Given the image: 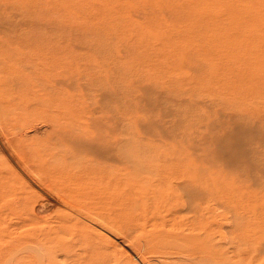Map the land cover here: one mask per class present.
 <instances>
[{
	"label": "rangeland",
	"instance_id": "1",
	"mask_svg": "<svg viewBox=\"0 0 264 264\" xmlns=\"http://www.w3.org/2000/svg\"><path fill=\"white\" fill-rule=\"evenodd\" d=\"M0 264H264V0H0Z\"/></svg>",
	"mask_w": 264,
	"mask_h": 264
},
{
	"label": "bare ground",
	"instance_id": "2",
	"mask_svg": "<svg viewBox=\"0 0 264 264\" xmlns=\"http://www.w3.org/2000/svg\"><path fill=\"white\" fill-rule=\"evenodd\" d=\"M200 173V172H199ZM201 178V177H200ZM198 180H200V179H198ZM191 192V191H190ZM197 192V191H196ZM183 194V193H182ZM185 194V193H184ZM195 195V194H194ZM188 197V196H187ZM184 199V198H183ZM186 203V202H185ZM193 204V203H192ZM177 206H178V203H177ZM182 207V206H181ZM179 211V210H178ZM221 221V220H220ZM219 223V222H218ZM229 223V222H228ZM225 226V225H224ZM231 227V226H230ZM223 228V227H222ZM227 235V234H226ZM199 236V235H198ZM225 237V236H224ZM228 237V236H227ZM188 238V237H187ZM210 238V237H209ZM226 238V237H225ZM192 239V241L193 240H195L194 238H191ZM190 239V240H191ZM224 239V238H223ZM182 240H184L185 241V238L184 239H182ZM196 241V240H195ZM198 241V240H197ZM209 241V240H208ZM233 241V240H232ZM185 242H189V241H185ZM213 242V241H212ZM217 245V244H216ZM221 250H222V248H221ZM221 256V255H220Z\"/></svg>",
	"mask_w": 264,
	"mask_h": 264
}]
</instances>
